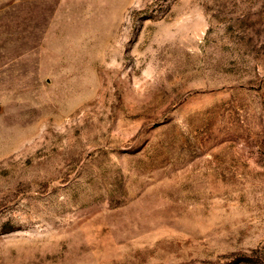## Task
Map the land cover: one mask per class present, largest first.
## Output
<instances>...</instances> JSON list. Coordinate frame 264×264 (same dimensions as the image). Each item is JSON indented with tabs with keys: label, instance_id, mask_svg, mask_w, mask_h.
Wrapping results in <instances>:
<instances>
[{
	"label": "rangeland",
	"instance_id": "1",
	"mask_svg": "<svg viewBox=\"0 0 264 264\" xmlns=\"http://www.w3.org/2000/svg\"><path fill=\"white\" fill-rule=\"evenodd\" d=\"M0 264H264V0H0Z\"/></svg>",
	"mask_w": 264,
	"mask_h": 264
}]
</instances>
